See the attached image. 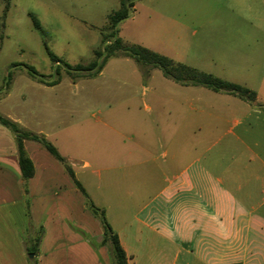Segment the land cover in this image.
<instances>
[{
	"label": "crops",
	"instance_id": "1",
	"mask_svg": "<svg viewBox=\"0 0 264 264\" xmlns=\"http://www.w3.org/2000/svg\"><path fill=\"white\" fill-rule=\"evenodd\" d=\"M155 69L147 79L135 71L150 83L144 99H105L55 131L18 122L70 163L128 264H264V109L229 93L224 108L184 89L169 96ZM24 146L35 167L31 227L17 142L0 123V264H111L102 224L62 162L39 141Z\"/></svg>",
	"mask_w": 264,
	"mask_h": 264
},
{
	"label": "rangeland",
	"instance_id": "2",
	"mask_svg": "<svg viewBox=\"0 0 264 264\" xmlns=\"http://www.w3.org/2000/svg\"><path fill=\"white\" fill-rule=\"evenodd\" d=\"M5 4L0 0V114L55 131L71 116L82 118L102 107L105 99L121 103L137 94L148 97L142 90L150 83L135 79L140 68L131 57L110 58L102 73L90 78L84 70L71 75L64 67L56 74L45 48L46 43L72 65L89 64L104 44L102 31H108V17L120 0H11L8 10ZM135 7L120 23L124 44L152 48L243 84L264 101V0H138ZM22 64L35 66L46 81L60 78V83H40ZM167 81L169 96L184 89L205 105L216 100L224 108L226 99L234 97L203 86L182 88L156 68L153 83ZM108 256L112 261L109 249Z\"/></svg>",
	"mask_w": 264,
	"mask_h": 264
},
{
	"label": "trees",
	"instance_id": "3",
	"mask_svg": "<svg viewBox=\"0 0 264 264\" xmlns=\"http://www.w3.org/2000/svg\"><path fill=\"white\" fill-rule=\"evenodd\" d=\"M5 1V9L8 10L10 7L11 0ZM137 1L138 0H120L119 9L112 12L108 17V31H102L104 42L102 48H98L95 50V59H93L87 65H72L64 61L45 43V48L49 58L53 62L55 73L60 74L61 69L64 67L66 68V71L71 75H73L75 71L81 72L84 70L88 73V75L96 76L100 73V71L103 69V67L111 57H131L138 63L145 79L149 78L152 69L158 68L162 71L163 75L166 78L171 79L182 85L203 86L215 92L229 93L241 99L249 101L255 105H258L264 109V104L258 102L256 91L243 84L224 79L210 72L202 71L184 62L176 61L172 57L157 52L146 46L140 44H124L121 36L119 35L120 23L124 19L132 15L133 11L135 10V5ZM30 15L32 17L34 26L37 29H41V23L37 19V17L33 14ZM18 64L19 63H14V65ZM22 65L25 66V68L28 70L30 76L39 81L40 83H44L46 85H54L60 82V78L54 79L52 81H46L44 79V75L41 74L35 66L31 64ZM10 78L11 74L9 73L8 80L6 81L7 84H9ZM0 123L8 127L13 132L17 142L19 163L23 178L22 185L26 194L25 203L28 226L31 227L32 225L30 201L28 197V180L34 175L35 167L32 159L29 157L25 149V139H31L41 142L52 155H54L60 162H62L66 171L74 180V183L84 194L88 208L100 220L102 224L104 235L101 243L103 245L108 246V249L111 252V264H128L127 253L120 243L118 233L112 228L111 224L107 220L104 209L98 207L94 203V201L89 197L85 188L76 178L72 166L66 160V158L61 155L57 147L47 138L31 131H28L18 121L2 114H0ZM43 233L44 229L43 227H40L37 230V233L30 238V246L26 248L28 253L37 252L38 245L43 237Z\"/></svg>",
	"mask_w": 264,
	"mask_h": 264
}]
</instances>
